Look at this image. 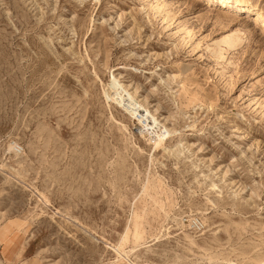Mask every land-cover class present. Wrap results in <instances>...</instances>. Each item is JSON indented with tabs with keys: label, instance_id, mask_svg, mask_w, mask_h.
Here are the masks:
<instances>
[{
	"label": "rangeland",
	"instance_id": "rangeland-1",
	"mask_svg": "<svg viewBox=\"0 0 264 264\" xmlns=\"http://www.w3.org/2000/svg\"><path fill=\"white\" fill-rule=\"evenodd\" d=\"M206 4L0 0V233L23 264H264V27Z\"/></svg>",
	"mask_w": 264,
	"mask_h": 264
},
{
	"label": "bare ground",
	"instance_id": "bare-ground-1",
	"mask_svg": "<svg viewBox=\"0 0 264 264\" xmlns=\"http://www.w3.org/2000/svg\"><path fill=\"white\" fill-rule=\"evenodd\" d=\"M208 6L211 2L216 1L220 2L222 5H232L234 8H238L241 10H248L255 17L256 22H261L264 27V9L262 7H255L254 0H207ZM219 11V10H218ZM227 39V38H226ZM228 46H235V42L232 39L226 41ZM193 227L196 230H201L203 228V224L200 220H193Z\"/></svg>",
	"mask_w": 264,
	"mask_h": 264
},
{
	"label": "crops",
	"instance_id": "crops-1",
	"mask_svg": "<svg viewBox=\"0 0 264 264\" xmlns=\"http://www.w3.org/2000/svg\"><path fill=\"white\" fill-rule=\"evenodd\" d=\"M5 229L4 226L2 234L5 233ZM5 239H7V235L3 238L0 233V264H23L15 252L18 249V245L12 240L7 241Z\"/></svg>",
	"mask_w": 264,
	"mask_h": 264
}]
</instances>
